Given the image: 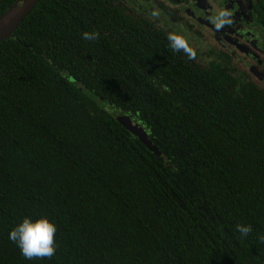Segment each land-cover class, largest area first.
<instances>
[{"label":"trees","instance_id":"1","mask_svg":"<svg viewBox=\"0 0 264 264\" xmlns=\"http://www.w3.org/2000/svg\"><path fill=\"white\" fill-rule=\"evenodd\" d=\"M167 36L120 0H40L0 42V264H264V91ZM25 216L52 258L9 241Z\"/></svg>","mask_w":264,"mask_h":264},{"label":"flooded vegetation","instance_id":"2","mask_svg":"<svg viewBox=\"0 0 264 264\" xmlns=\"http://www.w3.org/2000/svg\"><path fill=\"white\" fill-rule=\"evenodd\" d=\"M120 1L130 12L145 18L167 35L183 36L188 47L194 54L197 53L201 64L219 62L223 65L225 76H238L243 82H254L264 91V63L262 65L259 60V56L264 57V22L259 19L264 16L260 11L264 0ZM221 10L228 12V19L233 21L236 18H251L253 31L252 24L248 23L249 28L244 30L239 26L228 36L220 34L219 30L210 32L208 27L212 22L209 20ZM256 35H259V41ZM253 44L255 51L251 50Z\"/></svg>","mask_w":264,"mask_h":264},{"label":"clouds","instance_id":"3","mask_svg":"<svg viewBox=\"0 0 264 264\" xmlns=\"http://www.w3.org/2000/svg\"><path fill=\"white\" fill-rule=\"evenodd\" d=\"M229 15L228 12L221 10L213 18V22L217 27H220L227 22ZM97 38L96 31L82 33L84 40L95 41ZM167 40L173 51L183 50L189 53L186 39L183 36L170 33ZM235 230L241 238H246L252 232V227L249 224H237ZM55 233L56 225L47 217L41 216L33 219L25 216L9 231L8 239L19 249L20 255L30 261L33 258H52L55 255ZM260 239L264 241V236H261Z\"/></svg>","mask_w":264,"mask_h":264},{"label":"water","instance_id":"4","mask_svg":"<svg viewBox=\"0 0 264 264\" xmlns=\"http://www.w3.org/2000/svg\"><path fill=\"white\" fill-rule=\"evenodd\" d=\"M39 1L40 0H17L0 16V42L5 38L13 36L19 23L23 21ZM121 118V122L127 130L138 137L149 150L157 156H161L159 147L153 142L146 129L138 121L129 116H123Z\"/></svg>","mask_w":264,"mask_h":264},{"label":"rangeland","instance_id":"5","mask_svg":"<svg viewBox=\"0 0 264 264\" xmlns=\"http://www.w3.org/2000/svg\"><path fill=\"white\" fill-rule=\"evenodd\" d=\"M251 18L249 17H244V18H236L234 21L231 20V19H227V22H225L223 25H221L220 27H217L216 24L213 22V18L210 19L209 21L212 22V24H209V31L210 32H214L215 30H219L220 31V34H226L227 36L230 35L232 32H235L236 30H238L237 28L239 26H241V28H243L244 30L249 28V25L248 23L251 25L252 22L250 21ZM246 23V24H245ZM251 29L253 31L254 29V25L252 24L251 26ZM257 34V33H256ZM233 36H235L233 34ZM257 38H258V41L260 40L259 39V35H256ZM258 43V42H257ZM236 44L235 43V48H236ZM260 45V44H259ZM253 48L251 49L252 51H255L256 50V47L255 45L253 44L252 45ZM241 52H244L242 49H241ZM259 60L261 61V64L263 65L264 63V57L263 56H259ZM104 107L106 108H112V106L110 104H107V103H103ZM119 112V113H118ZM111 113H114L116 118H118L120 121H121V117H120V110L119 109H116V108H112V111Z\"/></svg>","mask_w":264,"mask_h":264}]
</instances>
